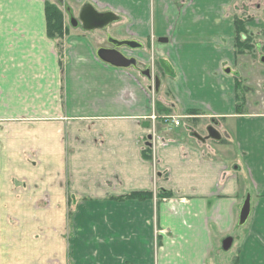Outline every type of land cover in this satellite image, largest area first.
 <instances>
[{
  "label": "crops",
  "instance_id": "obj_1",
  "mask_svg": "<svg viewBox=\"0 0 264 264\" xmlns=\"http://www.w3.org/2000/svg\"><path fill=\"white\" fill-rule=\"evenodd\" d=\"M249 1L66 0L55 39L46 0H0V264H209L228 237L238 264H264V113L239 112L233 71ZM86 3L120 17L105 38L71 24ZM107 37L135 42L137 68L99 57ZM151 66L161 113L197 128L151 138ZM201 120L234 149L194 138Z\"/></svg>",
  "mask_w": 264,
  "mask_h": 264
},
{
  "label": "rangeland",
  "instance_id": "obj_2",
  "mask_svg": "<svg viewBox=\"0 0 264 264\" xmlns=\"http://www.w3.org/2000/svg\"><path fill=\"white\" fill-rule=\"evenodd\" d=\"M52 2H55L56 0H50ZM260 4L261 8L259 9L258 6ZM264 0H258L256 2L255 0L249 1V2H240L239 8L236 10L239 13V16H251L253 20H262L261 18H264ZM65 9V7H63ZM64 11V10H63ZM81 10H74L71 12L72 15H74L76 18H79ZM69 16V14H68ZM250 22V21H249ZM248 22V23H249ZM247 23V26H248ZM116 23L109 24L105 29H97L92 32V36L97 37H103L105 38L110 32L114 30ZM251 26V27H250ZM248 26L249 31H253L252 34L255 35L254 42L255 44L260 46H264V27H254L253 24ZM121 31V30H120ZM110 41V38H109ZM104 43V42H101ZM105 44V43H104ZM108 44V43H107ZM264 50H261V48L254 49L252 53L247 55H241L239 57V60L237 62L236 67L233 68L234 75H237L239 73L238 81H239V87H238V93L239 97L237 99V104L240 105L241 112H257V113H264V62H262V58L264 57ZM130 53H133L130 52ZM159 95V94H158ZM202 124L201 129L199 130L200 134L207 135L206 128L209 125L210 121L208 120H201ZM187 127H193L197 128V125L193 124L192 122H189L185 119L182 120V125L180 127H176V130L178 132H184L187 133ZM198 130V129H197ZM217 130L221 133L223 137V141L216 142L213 140H209L210 143H213L215 145H218V147H223L224 149H227L226 151H231L235 147V140L231 137L228 138L227 133H232L233 129L229 126L225 128V126L219 125L217 127ZM226 159V157H225ZM231 157L228 158L229 167L233 168L234 163H232ZM237 166H239L237 164ZM243 227L237 228V233H240L242 231ZM239 229V230H238ZM245 229V228H244ZM231 248L229 250H221L219 251V257L213 256L212 259H209V264H236L238 259H235L238 255L237 250L239 248V239H235L233 241Z\"/></svg>",
  "mask_w": 264,
  "mask_h": 264
},
{
  "label": "water",
  "instance_id": "obj_3",
  "mask_svg": "<svg viewBox=\"0 0 264 264\" xmlns=\"http://www.w3.org/2000/svg\"><path fill=\"white\" fill-rule=\"evenodd\" d=\"M60 3H63L64 0H59ZM80 22L82 23V28L85 31H93L96 29H104L109 24L118 22L120 20V17L116 15L112 11L107 12H99L95 9V7L89 3H86L79 15ZM160 42L167 43L168 39L162 38L160 39ZM117 46H121L123 44H129L128 41H118L115 42ZM99 57L104 60L107 63H110L116 67H130L131 65L136 64V60L134 58H127L124 54H122L117 49H108V48H102L98 52ZM262 62H264V57L262 58ZM160 81L157 80V89L159 88ZM213 122V121H212ZM214 123V122H213ZM150 123L148 121L143 123V126L149 127ZM208 136L203 138L201 137L197 132L193 133V136L201 141H206L207 139H212L215 141H222L223 137L220 134V132L211 124L207 127ZM251 215V195L247 194L246 199L244 200L243 204L240 207V213H239V221L238 225L240 227L244 226L249 217ZM233 244V238L228 237L223 240L222 248L223 250H229Z\"/></svg>",
  "mask_w": 264,
  "mask_h": 264
},
{
  "label": "trees",
  "instance_id": "obj_4",
  "mask_svg": "<svg viewBox=\"0 0 264 264\" xmlns=\"http://www.w3.org/2000/svg\"><path fill=\"white\" fill-rule=\"evenodd\" d=\"M63 6L59 0L52 2L50 0H46V15H47V24H48V35L51 38L60 39L63 38L67 32V28L65 27V14L63 11ZM250 21L249 18L244 16H236L235 19V47L237 50V54H246L248 52L253 51L254 45L252 40L251 31H249V27L247 23ZM239 83V81H237ZM156 113L162 115L160 111V104L156 102ZM239 112H241L240 105H238ZM170 114V111L165 112ZM196 114V113H192ZM147 151L150 152V148H147ZM148 158V155H146ZM169 196V194H167ZM166 196V195H165ZM238 264V261L237 263Z\"/></svg>",
  "mask_w": 264,
  "mask_h": 264
},
{
  "label": "flooded vegetation",
  "instance_id": "obj_5",
  "mask_svg": "<svg viewBox=\"0 0 264 264\" xmlns=\"http://www.w3.org/2000/svg\"><path fill=\"white\" fill-rule=\"evenodd\" d=\"M109 38L110 37H107L106 38V41L108 42V47L109 48H113V49H118V47L114 44V42H113V40H111L110 39V41H109ZM134 44L135 43H133V42H131V41H129V44H126V45H124V46H121V47H119V49H120V51L123 53V54H125V56H127V57H133L131 54H126L127 52H132V50L130 49L131 48V46H134ZM258 48H261V50H264V46H260L259 47V45L257 44L256 45V49H258ZM250 53H252V51L251 52H249L248 54H250ZM264 53V52H263ZM134 68H137V64L134 66ZM144 68V67H143ZM144 72H146L147 74H148V77H149V79H154V82L155 83H157V80H159V76L157 75V74H155L154 73V68H152V66L151 67H149L146 71H145V69H140V73L141 74H143ZM160 81V80H159ZM216 122V121H215ZM217 126V125H216Z\"/></svg>",
  "mask_w": 264,
  "mask_h": 264
},
{
  "label": "built area",
  "instance_id": "obj_6",
  "mask_svg": "<svg viewBox=\"0 0 264 264\" xmlns=\"http://www.w3.org/2000/svg\"><path fill=\"white\" fill-rule=\"evenodd\" d=\"M151 118L153 119V121L156 120V116H155V115H153ZM164 119H165V122H169V118H166V117H165ZM170 120H171V122H172L174 125H176V126L179 125V120H178L177 118H171Z\"/></svg>",
  "mask_w": 264,
  "mask_h": 264
}]
</instances>
